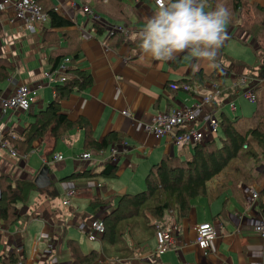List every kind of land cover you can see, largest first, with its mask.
<instances>
[{"label": "crops", "instance_id": "0c3cea01", "mask_svg": "<svg viewBox=\"0 0 264 264\" xmlns=\"http://www.w3.org/2000/svg\"><path fill=\"white\" fill-rule=\"evenodd\" d=\"M15 2L10 0L0 11V59H8L12 65L10 77L0 81V97L13 96L22 85H30L36 94L29 110L3 113L0 107V174L9 172L16 178L34 179L47 166L51 182L35 191L27 204L19 206L21 220L17 226L1 228L0 253L15 249L23 255L24 264H71L66 240L75 239L85 252H99L93 264H264V238L255 230L264 216V153L247 165L235 161L211 180L207 195L193 199L187 217L178 218L171 211L165 214L160 225L172 229L176 237L175 247L166 252L156 251V233L150 238L151 231L141 222L134 229L124 228V241L115 248L103 236L91 240L88 235L92 221L103 220L117 204L116 199L94 209L90 205L92 199L111 201L121 194L138 193L146 188L152 166L164 157L185 159L193 154V145L177 146L168 136L157 139L147 132L144 125L154 115L184 105H198L196 127L203 126L212 114L219 119L223 113L234 117L232 111L239 108L235 104L248 85H263L261 78L252 77L257 72L253 71L255 67L246 68L242 59L234 58L228 49L230 39L235 43L253 38L243 25L253 20L254 6L264 7V0H242L243 7L237 10L232 0L221 4L230 12L225 49L219 51L215 61L225 65L221 78L210 77L215 67L188 53L170 61L143 55L136 38L157 9L155 0H40L42 4L54 3L58 12L72 22V26L55 29L58 41L49 45L43 43L44 33L50 30L48 22L32 33L24 20L16 18ZM205 4L206 11L218 6H211L206 0ZM86 6L92 13L84 11ZM112 25L124 26L126 30L111 34ZM64 32L69 35L65 37ZM66 52L69 53L61 63L69 58L68 67L76 66L92 74L94 83L63 100L61 112L72 121L81 116L87 119L99 141L110 132L118 134L119 140L113 143L120 151L114 177L66 178L84 170L99 172L110 161L113 144L105 150L90 151L84 148L85 131L79 127L58 138L49 129L32 143L30 151H24L23 143H19L23 145L21 151L12 145V134L22 140V133L36 121V114L54 99L53 87L61 81L60 72L52 70L51 57ZM234 59L242 63L232 64ZM190 71L204 76L190 83L193 90L169 93L167 84L189 78ZM215 84L223 85L224 90L211 103H203L207 94L216 91ZM228 103L235 108L230 106L228 110ZM124 110L129 115H124ZM1 140L14 147L18 155L2 147ZM86 152L92 158L81 160L78 156ZM58 154L63 159H55ZM69 189L76 192L65 204ZM253 190L258 191L259 197L252 207ZM202 222H212L218 232L208 249L196 241V225Z\"/></svg>", "mask_w": 264, "mask_h": 264}, {"label": "trees", "instance_id": "16d2710c", "mask_svg": "<svg viewBox=\"0 0 264 264\" xmlns=\"http://www.w3.org/2000/svg\"><path fill=\"white\" fill-rule=\"evenodd\" d=\"M206 1L211 6L221 5L225 2V0ZM37 3L48 15L47 22L50 30L44 33L43 43L55 44L58 41L55 29L72 26V22L58 12L54 3L44 2L42 4L40 0H37ZM232 4H234L235 10L243 7L242 0H232ZM253 8L254 18L251 21H246L243 28L254 38L255 53L260 60V64L253 70L257 72H253L255 74L252 77L257 76L264 81V7L256 5ZM63 35L67 37L69 33L64 32ZM49 37L54 39L49 41ZM68 42L70 45V40ZM224 49L225 43H223L220 51H224ZM68 53H59L51 57L53 71L58 69L61 60ZM76 57L77 54L75 53L73 60ZM239 63L242 62L237 59L232 60V64ZM215 65L210 77L216 75L218 78L224 77L221 71L225 65L222 62ZM11 68L12 65L8 59H0V81L10 77ZM65 74L67 75L66 80L53 87L54 99L44 110L36 114V121L22 133L23 142H19L22 140L18 137L14 139L12 145L17 150L21 151L20 147L25 145L24 151H30L32 143L42 137L49 129L55 138L76 127L84 129V148L93 152L108 149L110 145L119 140L117 133L110 132L103 140L99 141L95 138L94 130L87 119L81 116L72 121L61 112L63 100L69 98L75 91L86 90L94 83L92 74L76 66L68 67ZM188 75H190L189 78L170 81L167 84L169 93H175L183 89L184 84L193 83L196 79L201 80L200 78L204 77L201 72L193 75L190 71ZM256 99V108L247 119L241 118L240 115L229 117L223 113L219 119V129L222 131V135L217 133L213 137L207 134L204 142L194 147L190 158L164 157L159 163L153 165L146 177L144 190L135 194H121L115 196L111 201L100 197L92 199L90 205L94 209L110 204L117 199L116 207L103 219L105 224L103 239L115 248L117 244L124 241L122 235L124 228L134 229L141 223L149 232L151 231L149 234L151 238L167 212H175L178 218L187 217L192 208L193 199L207 195L210 181L231 166L232 163L238 160V162L247 165L252 160H257L264 153V83L256 86ZM6 137L9 136L6 135ZM19 143H23V145ZM118 168L117 164L108 161L99 172H95L94 169L84 170L75 172L66 178L93 175L114 177ZM40 190L41 188L37 186L34 179L16 178L9 172L0 174V233L1 228H13L18 225L21 220V215L18 212L19 206L27 204L32 194ZM53 196L55 197L56 194L53 193ZM130 233L133 232L130 230ZM66 245L70 253L71 264H93L98 259L99 252L97 250L85 252L78 240L67 239ZM22 256L15 249L6 254L0 253V264H24ZM45 264L52 263L46 262Z\"/></svg>", "mask_w": 264, "mask_h": 264}, {"label": "built area", "instance_id": "2783aa9c", "mask_svg": "<svg viewBox=\"0 0 264 264\" xmlns=\"http://www.w3.org/2000/svg\"><path fill=\"white\" fill-rule=\"evenodd\" d=\"M10 0H2L0 1V11L4 10L9 3ZM160 0H155L156 7H158ZM16 18L20 20H24L26 22L27 28L32 32H37V27L40 24H45L48 21V15L44 12L41 6L37 3V0H16L14 3ZM84 11L92 13L91 9L86 6L84 7ZM126 28L124 26L112 25L111 26V34L118 31H125ZM69 58H66L63 63H61L57 69L60 72V81H65L67 75L65 74L66 69L68 68ZM216 91L213 93L207 94L203 98V103L209 104L211 103L216 95H219L223 90L224 86L221 84H215ZM184 90H191L192 87L190 84L183 85ZM36 91L30 85H22L17 88L16 92L13 96L1 98L0 97V107L3 113L18 112L19 110H29L30 106L34 100V95ZM246 97L251 102H256V88L252 86V84L248 85V88L245 92ZM231 107L235 108L234 104H231ZM198 109L199 106H180L174 108L170 111H162L158 112L153 116L151 122L145 123L144 129L147 132L153 134V136L157 139L168 136L172 139L173 144L177 146L184 145H193L194 147L200 143H203L207 133L212 135H216L219 131L220 120L219 118L213 116V114L209 117V119L204 123L203 126H198ZM124 115H129L127 110L122 112ZM207 125L206 130H203L202 127ZM13 138L16 139L18 137L17 134H12ZM2 147L8 149L12 155H18L17 150L14 147H10L9 143L6 140H1ZM120 151L116 144L111 146V157L110 161L112 163H117L118 156ZM81 160H89L92 158V154L90 152L83 153L78 156ZM55 159H63L61 154L55 156ZM74 189H69L66 192V196L68 199L65 200V204L70 202V198L75 194ZM259 193L257 190H253L251 192V204L253 207L255 202L258 200ZM255 230L259 232L264 238V216L258 220L255 225ZM105 232V224L103 220L96 219L91 223V229L88 232L89 238L91 240H95L98 237L102 236ZM197 232V244L203 248L208 249L210 244L217 237V229L210 222H202L196 225ZM156 251L159 253L166 252L176 245V237L172 229L164 228L161 225H158V229L156 231ZM183 264H192L191 262H183Z\"/></svg>", "mask_w": 264, "mask_h": 264}, {"label": "clouds", "instance_id": "9594fccd", "mask_svg": "<svg viewBox=\"0 0 264 264\" xmlns=\"http://www.w3.org/2000/svg\"><path fill=\"white\" fill-rule=\"evenodd\" d=\"M205 8V0H160L138 33V48L156 61L188 53L215 67L230 12L222 5L211 11Z\"/></svg>", "mask_w": 264, "mask_h": 264}, {"label": "rangeland", "instance_id": "374dc122", "mask_svg": "<svg viewBox=\"0 0 264 264\" xmlns=\"http://www.w3.org/2000/svg\"><path fill=\"white\" fill-rule=\"evenodd\" d=\"M242 40L243 41L236 40V42L233 43L232 39H230L229 40L230 48L228 49V53L231 54L234 58L242 59V61L245 63L246 68H254V67L258 66L260 64V60H259L257 54L255 53L253 38L248 39L247 41H245L244 39H242ZM258 84H260V83L254 82L252 84V86L254 88H256V86ZM245 92H246V90L244 91V95H245ZM244 95L239 96V101L237 102V104H235L237 107L239 106V108L237 111H232V113H233V116L240 115L241 118L247 119L248 117H250L252 115L253 111L255 110L257 102H251L246 97V95L245 96ZM228 105H229L228 106V110H229V108H231L230 107L231 104L228 103ZM219 116H220V114H219ZM202 129L203 130L208 129L207 125L202 127ZM218 135H222V131L220 129H219ZM113 164H117V163H113ZM140 191H142V190H140ZM210 223H212V222H210Z\"/></svg>", "mask_w": 264, "mask_h": 264}, {"label": "water", "instance_id": "95a60500", "mask_svg": "<svg viewBox=\"0 0 264 264\" xmlns=\"http://www.w3.org/2000/svg\"><path fill=\"white\" fill-rule=\"evenodd\" d=\"M34 181L39 188H45L50 185V168L47 166L42 167Z\"/></svg>", "mask_w": 264, "mask_h": 264}]
</instances>
